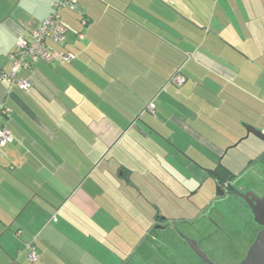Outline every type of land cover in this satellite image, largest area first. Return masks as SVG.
Masks as SVG:
<instances>
[{
	"label": "crops",
	"instance_id": "1",
	"mask_svg": "<svg viewBox=\"0 0 264 264\" xmlns=\"http://www.w3.org/2000/svg\"><path fill=\"white\" fill-rule=\"evenodd\" d=\"M51 1L0 0V104L12 110L0 122L13 137L0 149V264L147 262L161 200L187 191L183 171L210 168L198 148L217 152L220 129L235 136L243 119L263 131L264 0H77L61 12L62 45L51 44L73 61H37L18 73L29 91L7 94V54ZM148 175L157 187L138 183ZM141 200L152 209L142 235Z\"/></svg>",
	"mask_w": 264,
	"mask_h": 264
},
{
	"label": "rangeland",
	"instance_id": "2",
	"mask_svg": "<svg viewBox=\"0 0 264 264\" xmlns=\"http://www.w3.org/2000/svg\"><path fill=\"white\" fill-rule=\"evenodd\" d=\"M254 119V118H253ZM244 123L242 126L236 128V135H232L225 129H220L221 133H224V138H226L227 143H219V149L217 152L211 151L208 152L204 148L200 147L202 151L197 150L195 152V155L198 158V161L209 166V167H202L206 172V176H203L202 178H196L189 174L188 171H183V174L178 175V178L182 181H185V178H187V185L188 189L185 191L184 189L179 190V194H182V196H172L171 200H166L165 202L161 200V204H159L161 207L160 209L163 210L164 214L168 216L171 221L170 226L174 227L175 225L181 226L180 228L187 234H192L190 230L188 229L187 223L191 221H197V225L202 221L200 218H198V215L204 210L210 207L212 204L215 196H216V186H215V180L216 177H219L221 174L228 175L231 174L230 178H232V175H238L248 166L249 163H251L260 152L264 151V141H261L257 137L253 135H249L247 138L243 139L241 142H239L236 146H233L235 143L239 141V139L243 138L246 134L245 125H250L255 127L254 125L248 124L250 122L248 119H243ZM252 124H255L254 122H251ZM258 123L263 128L264 133V121H258ZM257 124V123H256ZM256 128V127H255ZM259 129V128H257ZM261 130V129H259ZM239 135V136H238ZM221 136H223L221 134ZM225 142V141H224ZM206 148V147H205ZM194 152V151H193ZM200 153V155H199ZM203 156V157H201ZM188 157V156H186ZM187 161H190V158H188ZM212 162V163H211ZM228 171V172H227ZM185 177H184V176ZM165 177L164 175L162 176ZM161 177V178H162ZM155 178H160L159 176L156 177L154 175H148L145 177V179L138 180L139 184H144L146 181H150V183H153V185L149 186H155L157 187V181ZM240 185L242 184H252L254 187L259 186L260 189L264 187V162L260 166H256L247 172L243 173V176L241 179H239ZM169 184L175 185V182L168 181ZM173 185V186H174ZM259 189V190H260ZM131 191L130 188H126L125 192ZM132 192V191H131ZM157 192V193H156ZM160 194L157 190H154L152 188L150 190L149 196H151L154 200H158L156 198V195ZM168 193H165V196H167ZM135 205L138 206L139 210V229H140V235L143 234L144 230L148 228L150 222L149 216H151L152 209L146 204L145 201H139L137 203L134 202ZM134 211L136 209L132 208ZM131 211V208H130ZM218 211L222 214H225L227 216L233 215L232 219L235 223L232 224V226H226V229L229 232H233L232 234H235L233 236V239H226L225 236L222 234L214 233L210 236V240H204L200 243V247L202 249H205L210 252L215 257H221L224 258V261L228 263L229 257H241L244 254L245 249L248 246V242L253 239L254 235H256L257 226H251L247 225V220L249 219L247 215H244L241 213V210L239 209L238 204L231 202H219L217 205H215L213 208L210 207V212L207 214L208 216H211L214 220L220 221ZM165 215H160L159 218H165ZM197 216V217H196ZM154 218V216H152ZM156 218V217H155ZM198 218V219H197ZM238 218V219H237ZM156 220V219H155ZM227 224V223H226ZM159 232V233H158ZM159 235L165 236L167 238L168 242L170 244L177 243L178 242V234L176 231H171L170 229L167 230V232L163 231L160 232L157 231ZM194 236H196L195 233H193ZM197 238H201L198 235ZM164 250L167 253H172L171 247L164 245ZM181 250L184 253L189 254V256L192 257V253L185 248V245L181 244ZM164 251V252H165ZM140 256V255H139ZM150 256V255H149ZM195 258V257H194ZM140 260V264H149L151 259L150 257L147 259V262L141 259L140 257L136 258ZM162 264V263H161ZM168 264V263H165ZM177 264H180L178 261Z\"/></svg>",
	"mask_w": 264,
	"mask_h": 264
},
{
	"label": "flooded vegetation",
	"instance_id": "3",
	"mask_svg": "<svg viewBox=\"0 0 264 264\" xmlns=\"http://www.w3.org/2000/svg\"><path fill=\"white\" fill-rule=\"evenodd\" d=\"M264 162V151L260 152L258 156L248 164V166L238 175H232V178H230L231 174L225 175L221 174L219 177H216L219 179V185L222 190L221 195L215 196L212 204L210 205L211 208H213L217 203L219 202H231L233 201V204L236 203L239 206V209L241 210V213L248 216L247 225L257 226V233L264 228V225L258 224L254 220V214H253V208L258 209L259 205H261V200L264 198V187L260 189L259 186L254 187L252 184H242L240 185L239 179L242 178L243 173L247 172L248 170L260 166ZM260 189V190H259ZM210 207L207 209H204L198 216L202 221L197 225V221H191L187 223L188 229L192 234L185 233L180 227L175 225L174 227L170 226V223H167L166 221H163L160 216H157V223L156 225L159 227L153 233L150 239L147 240L146 244L150 243V246L152 245L154 248L153 252L150 254V263L149 264H177L179 261L180 264H239L243 258L245 257V254L252 244L254 238L256 235H254L253 239L248 242V246L244 251V254L241 257H229L228 263L224 261V256L221 257H215L212 254H210L209 251L202 249L200 247V243L204 240H210V236L214 233L222 234L226 237V239H233V236L235 234H232L226 229V226H232V224L235 225L234 221L231 220L233 215H225L218 211L220 221L214 220L211 216H208L207 214L210 212ZM263 207V206H262ZM260 208L259 210V216L258 218L260 220H264V209ZM197 218V219H198ZM238 219V218H237ZM227 223V224H226ZM229 224V225H228ZM164 226V228H161ZM161 228V229H160ZM170 229L171 231H176L178 234V242L172 243L168 242L167 238L163 236L162 234L159 235L157 231L160 230V232H167V230ZM193 233L198 235L201 238H197L193 235ZM256 233V234H257ZM185 237H188L190 239H193L196 241L198 248L202 252L203 255L197 254L195 251L191 249L188 242H186ZM167 245L171 247L172 253H167L164 250V245ZM181 244L185 245V248L189 250L192 253V257L189 256L188 252L184 253L181 250ZM144 248V247H143ZM142 248V250H143ZM165 251V252H164ZM195 257V258H194Z\"/></svg>",
	"mask_w": 264,
	"mask_h": 264
},
{
	"label": "built area",
	"instance_id": "4",
	"mask_svg": "<svg viewBox=\"0 0 264 264\" xmlns=\"http://www.w3.org/2000/svg\"><path fill=\"white\" fill-rule=\"evenodd\" d=\"M77 5V0H52L50 3V13L45 17L38 27L31 33L32 39L27 40L18 37L16 40V50L7 54L9 71L2 73L9 81V85H15L22 90H28L31 87V82L28 79L18 77L21 69H28L37 61L51 63L58 61L60 64H70L75 58L74 54L64 49L57 51L52 45L61 46L67 27L61 20V12L74 11ZM82 24L86 21L82 18ZM83 35L79 33L81 38ZM52 44V45H51ZM184 77L180 73H175L171 82L182 84ZM148 109L153 112L154 105L150 103ZM10 109L0 105V114H7ZM13 141L12 134L9 129L0 123V149ZM25 256L29 262H35L38 259V253L32 243L25 244ZM11 264H17L13 261Z\"/></svg>",
	"mask_w": 264,
	"mask_h": 264
},
{
	"label": "water",
	"instance_id": "5",
	"mask_svg": "<svg viewBox=\"0 0 264 264\" xmlns=\"http://www.w3.org/2000/svg\"><path fill=\"white\" fill-rule=\"evenodd\" d=\"M245 130H246L245 136L239 139V141L235 143L233 146H236L239 142L247 138L249 135H253L258 139H260L261 141H264V133L262 130H259L250 125H245ZM215 186H216V194L221 195L222 190L219 185L218 178H216L215 180ZM261 203L262 204L259 205V207H257L258 209L253 208V214H254V220L258 224L264 225V220H260L258 218L260 208L263 206L262 208L264 209V198L261 200ZM155 228H159V227L156 225ZM161 228H164V226H162ZM185 240L186 242H188L189 246L193 251H195L197 254L203 255L200 249L198 248L195 240L190 239L188 237H185ZM239 264H264V228L256 234L252 244L250 245V247L248 248L245 254V257Z\"/></svg>",
	"mask_w": 264,
	"mask_h": 264
},
{
	"label": "trees",
	"instance_id": "6",
	"mask_svg": "<svg viewBox=\"0 0 264 264\" xmlns=\"http://www.w3.org/2000/svg\"><path fill=\"white\" fill-rule=\"evenodd\" d=\"M66 49V48H65ZM70 51V50H69ZM72 52V51H71ZM184 79H185V77H184ZM185 81H186V79L184 80V82L183 83H185ZM171 82V81H170ZM182 83V84H183ZM175 84V83H174ZM182 84H175L176 86H181ZM13 86H15V85H9V81H8V83H7V94H9V92H10V89H11V87H13ZM17 87V86H16ZM30 89V88H29ZM29 89L28 90H26V91H29ZM25 91V90H24ZM150 103H152V102H150ZM150 103H148L147 104V106H146V109L149 111V112H151L149 109H148V105L150 104ZM4 107H7V108H9L10 109V112L9 113H7V114H0V119H1V117H3V116H8L9 114H11V112H12V110H11V108L9 107V106H7L4 102L3 103H1ZM0 104V105H1ZM153 104V103H152ZM154 105V104H153ZM152 114H155V109H154V111L153 112H151ZM1 123V122H0ZM2 124V123H1ZM13 138V137H12ZM228 172V171H227ZM228 174H229V172H228ZM29 243V242H28ZM30 243H32L33 245H34V247H35V250H36V244H35V242L34 241H31ZM25 250V249H24ZM36 252H37V250H36ZM26 253V252H25Z\"/></svg>",
	"mask_w": 264,
	"mask_h": 264
}]
</instances>
